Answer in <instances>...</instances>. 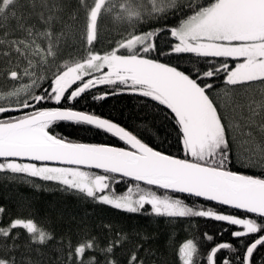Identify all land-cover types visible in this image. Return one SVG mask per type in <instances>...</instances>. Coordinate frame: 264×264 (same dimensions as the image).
Wrapping results in <instances>:
<instances>
[{"label":"snow or ice","instance_id":"snow-or-ice-1","mask_svg":"<svg viewBox=\"0 0 264 264\" xmlns=\"http://www.w3.org/2000/svg\"><path fill=\"white\" fill-rule=\"evenodd\" d=\"M103 20L113 26L107 47ZM98 85L108 90L92 93ZM125 93L138 98L131 125L75 106L86 94L102 101ZM61 122L125 146L70 140L55 132ZM173 138L183 157L154 143ZM116 174L136 183L117 193ZM0 179L38 189L37 181L50 182L124 213L227 222L240 229L231 232L238 246L216 243L206 264H218L225 249L237 255L222 264H256L264 248V0H0ZM22 213L5 224L0 206V264H41L32 253L53 242L61 264H145L139 252L150 237L135 230L90 225L86 211L74 242L71 229L57 237ZM199 253L188 239L181 264H196Z\"/></svg>","mask_w":264,"mask_h":264},{"label":"trees","instance_id":"trees-1","mask_svg":"<svg viewBox=\"0 0 264 264\" xmlns=\"http://www.w3.org/2000/svg\"><path fill=\"white\" fill-rule=\"evenodd\" d=\"M74 2V0H73ZM159 26V25H157ZM112 24L108 20L101 21V43L107 47L105 39L112 33ZM163 46V45H162ZM165 59V58H161ZM173 63L177 62L176 57L170 58ZM182 64L188 65L187 59L181 61ZM46 86V82L45 85ZM108 90L107 86L101 87L97 91L102 93ZM137 97L129 94L109 96L102 101H93L91 94H86V99L79 100L75 106L81 110H92L96 114L111 118L121 124L131 125V116L136 113ZM55 132L67 137L70 140L88 143H105L116 146H125L121 141L102 132L85 131L83 128L69 123L61 122L54 128ZM158 148L167 153L183 157L180 146L174 138L170 143L166 142L160 145L159 141L154 142ZM234 151L237 148L234 147ZM233 170L243 172L244 174L260 175L261 169H250L233 164ZM93 172L101 173V170L91 169ZM117 175L118 182L114 184V190L117 193H125L129 186L136 182L131 179H120ZM41 183L38 189L30 183L23 180H4L0 179V206L6 209V215L3 223H7L9 218H15L21 214L23 206V215H31L38 226L52 231L57 237L67 233L69 229L73 232V241L77 239L75 235L77 223L85 212L91 213L88 217L90 225L97 224L100 220L111 222L117 228H123L125 231L132 233L135 230L138 233L147 235L150 239L144 244L139 255L144 258L145 264H181L179 259V249L188 240L193 239L200 249V253L194 258L196 264H206L207 250L219 242H231L238 246L236 238L231 236V232L240 230L238 226H230L227 222H219L209 218L185 217V218H165L155 217L143 214L124 213L112 209L108 206L95 205L91 202L82 203L76 196L55 190V185ZM141 186H144L143 184ZM52 190H45V188ZM159 194H164V190H159ZM176 198L184 199L186 203L206 207H215L220 211L240 215L237 210L227 206H218L215 202L204 201L203 198L189 197L186 194L168 193ZM150 210V206H146ZM251 215V214H250ZM75 216L76 221L70 218ZM254 218V217H253ZM227 229V231H225ZM208 233L214 237L213 242L209 243L204 240L203 234ZM222 233V234H221ZM138 237L133 236L132 242L125 245L127 250H134ZM55 242L48 247L41 249L42 255L37 256L32 253L34 259L41 261V264H61L58 253L55 251ZM118 255L120 250H117ZM236 253L229 250H221L217 254L218 264H222L224 258L234 259ZM256 256V264H264V248H260Z\"/></svg>","mask_w":264,"mask_h":264},{"label":"flooded vegetation","instance_id":"flooded-vegetation-1","mask_svg":"<svg viewBox=\"0 0 264 264\" xmlns=\"http://www.w3.org/2000/svg\"><path fill=\"white\" fill-rule=\"evenodd\" d=\"M105 85H98L96 88L92 89L91 92L95 93L97 95L101 94L100 92H98L97 90L100 89L101 87H104ZM122 143V142H121Z\"/></svg>","mask_w":264,"mask_h":264},{"label":"water","instance_id":"water-1","mask_svg":"<svg viewBox=\"0 0 264 264\" xmlns=\"http://www.w3.org/2000/svg\"><path fill=\"white\" fill-rule=\"evenodd\" d=\"M84 143H88V142H84ZM123 143V142H122ZM116 146V145H115ZM95 170H98V169H95ZM102 171V170H101ZM128 179H130V178H128ZM181 194V193H180ZM187 195V194H186Z\"/></svg>","mask_w":264,"mask_h":264},{"label":"rangeland","instance_id":"rangeland-1","mask_svg":"<svg viewBox=\"0 0 264 264\" xmlns=\"http://www.w3.org/2000/svg\"><path fill=\"white\" fill-rule=\"evenodd\" d=\"M159 194V193H158ZM162 195V194H161Z\"/></svg>","mask_w":264,"mask_h":264}]
</instances>
